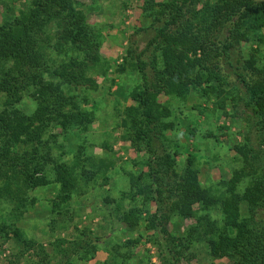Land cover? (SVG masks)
I'll return each mask as SVG.
<instances>
[{
	"label": "trees",
	"instance_id": "trees-1",
	"mask_svg": "<svg viewBox=\"0 0 264 264\" xmlns=\"http://www.w3.org/2000/svg\"><path fill=\"white\" fill-rule=\"evenodd\" d=\"M143 9L153 20L149 27L140 29L149 35L145 47L141 49L138 40L127 50L140 82L131 94L136 104L127 107L128 118L123 126L129 127L130 123L131 131L126 137L148 155L149 180L139 185L132 179L130 191L124 193L128 208L117 205L119 211L123 210L121 220L138 222L139 196L143 204L155 201L156 219L146 227L156 231L165 262L179 264L190 247L183 239L176 243L166 227L163 204L168 198L172 200L170 212L184 218L197 217L198 224L191 228L189 237H208L214 257H226L232 264H264V174L239 191L246 171L236 169L223 182L225 191L217 195L201 183L193 156L188 157L185 171L177 172L179 152H171L164 145V113L157 107V97L162 92L185 98L198 90L203 95H215L218 106L225 108L232 91L224 86L232 71L243 84L246 103L260 120L264 145V67L259 64L260 48H253L248 58L240 52L241 42L251 35L262 40L264 0H145ZM100 32L90 23L89 13L76 6V0H34L27 10L0 25V62H12L0 80V90L8 96L5 109L0 111V174L4 183L0 195L3 190L12 193L13 186L22 189L49 184L45 170L52 165L57 183L61 184L59 196L62 202H68L79 189L80 178L89 179V174H94L81 169L82 148L76 154L77 160L70 163L54 154L56 135L39 140L37 136L51 123L61 124L67 132L79 125L81 101L77 91L97 86L90 73L103 63ZM51 46L60 56L53 63H49ZM26 96L38 102L32 115L16 110ZM212 210L222 213V223ZM1 233L12 234L26 247L34 244L19 227L4 223ZM141 238L127 240L126 246ZM64 242L57 243L64 257L96 248L94 240L73 241L67 247H63ZM40 254L43 264H48L49 254L43 245Z\"/></svg>",
	"mask_w": 264,
	"mask_h": 264
},
{
	"label": "rangeland",
	"instance_id": "rangeland-1",
	"mask_svg": "<svg viewBox=\"0 0 264 264\" xmlns=\"http://www.w3.org/2000/svg\"><path fill=\"white\" fill-rule=\"evenodd\" d=\"M33 2L0 0V25L13 20ZM144 2L76 0V6L89 13L90 23L102 34V67L90 73L97 86L77 91L81 101L80 122L73 131L67 132L61 124L51 123L37 140L51 139L56 135L53 137L56 140L53 152L70 163L77 160L76 154L82 148L81 169L94 174H89V179L80 178L79 189L72 193L68 202H62L59 196L61 184L57 183L55 171L50 168L52 165L45 170L49 184L21 190L13 186L12 193L3 190L0 195V229L4 223L11 228L19 227L34 244L26 247L12 234L5 236L1 233L0 264H43L41 245L49 254L48 264H167L157 245L156 231L146 227L156 219L157 203L151 200L143 204L142 196H139L141 210L136 223L121 220L123 210L117 208L118 204L121 209L128 208L124 193L130 191L132 179H136L139 185H143L145 179L149 180L148 155L126 137L131 129L130 123L129 127L123 126V121L128 118L127 107L136 104L131 94L140 82V74L127 50L138 40L140 48L145 47L149 35L140 29L149 27L153 20L144 13ZM260 36L262 40L251 35L249 40L241 42L240 52L248 58L252 49L259 47V64L264 67V26ZM48 52L49 63L59 59L52 46ZM11 65L12 62H0V80L5 67ZM228 79L224 87L232 94L226 99L225 108L218 106L215 95H203L198 90H192L185 98L164 92L157 97V107L164 113L161 120L166 125L164 145L171 152H179L177 172L183 173L188 157L193 156L201 183L217 195L225 191L223 182L228 181L236 169L246 171L245 178L239 183V191H243L254 177L264 174L260 120L246 103L243 84L236 80L232 71ZM7 100V94L0 90V111L5 109ZM37 108L38 102L31 96H26L16 106L17 111L27 115H32ZM0 145H3L2 140ZM3 186L0 174V189ZM106 197L115 198L117 202L111 203ZM171 201L167 198L163 204L166 227L177 239L176 243L183 239V243L190 247L179 264H232L226 257L217 258L211 254L208 237H198L197 234L194 238L189 237L198 219L170 212ZM210 212L222 223L220 211ZM243 212L246 214V207ZM139 236H142L140 242L126 246L127 240ZM61 240L66 241L63 247L73 241L94 240L96 248L91 247L89 253L64 257L57 246Z\"/></svg>",
	"mask_w": 264,
	"mask_h": 264
}]
</instances>
